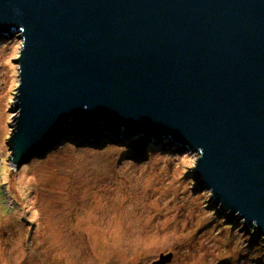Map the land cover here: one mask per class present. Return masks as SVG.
<instances>
[{
  "label": "water",
  "instance_id": "1",
  "mask_svg": "<svg viewBox=\"0 0 264 264\" xmlns=\"http://www.w3.org/2000/svg\"><path fill=\"white\" fill-rule=\"evenodd\" d=\"M17 34L12 166L73 132L138 136V154L165 138L264 242V0H0V36Z\"/></svg>",
  "mask_w": 264,
  "mask_h": 264
},
{
  "label": "rangeland",
  "instance_id": "2",
  "mask_svg": "<svg viewBox=\"0 0 264 264\" xmlns=\"http://www.w3.org/2000/svg\"><path fill=\"white\" fill-rule=\"evenodd\" d=\"M4 37V38H2ZM18 34L0 36V264H264L242 221L229 223L189 177L194 152L171 140L73 134L43 157L10 163L20 84Z\"/></svg>",
  "mask_w": 264,
  "mask_h": 264
},
{
  "label": "bare ground",
  "instance_id": "3",
  "mask_svg": "<svg viewBox=\"0 0 264 264\" xmlns=\"http://www.w3.org/2000/svg\"><path fill=\"white\" fill-rule=\"evenodd\" d=\"M2 38H4V37H2Z\"/></svg>",
  "mask_w": 264,
  "mask_h": 264
}]
</instances>
